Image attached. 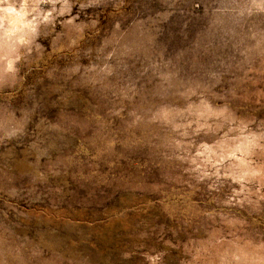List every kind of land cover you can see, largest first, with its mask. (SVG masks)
Listing matches in <instances>:
<instances>
[{"label":"rangeland","instance_id":"374dc122","mask_svg":"<svg viewBox=\"0 0 264 264\" xmlns=\"http://www.w3.org/2000/svg\"><path fill=\"white\" fill-rule=\"evenodd\" d=\"M0 264H264V0H0Z\"/></svg>","mask_w":264,"mask_h":264}]
</instances>
